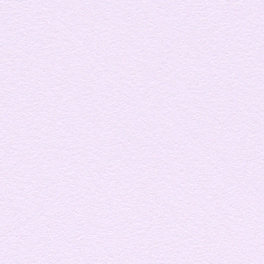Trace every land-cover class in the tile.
<instances>
[{"label":"snow or ice","instance_id":"6c2138e0","mask_svg":"<svg viewBox=\"0 0 264 264\" xmlns=\"http://www.w3.org/2000/svg\"><path fill=\"white\" fill-rule=\"evenodd\" d=\"M0 264H264V0H0Z\"/></svg>","mask_w":264,"mask_h":264}]
</instances>
